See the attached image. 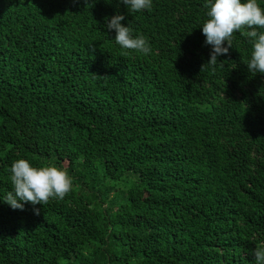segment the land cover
I'll use <instances>...</instances> for the list:
<instances>
[{
	"label": "trees",
	"instance_id": "trees-1",
	"mask_svg": "<svg viewBox=\"0 0 264 264\" xmlns=\"http://www.w3.org/2000/svg\"><path fill=\"white\" fill-rule=\"evenodd\" d=\"M205 3L0 0V264H255L264 74L239 31L201 71ZM117 12L150 53L115 42ZM20 158L67 168L71 191L13 209Z\"/></svg>",
	"mask_w": 264,
	"mask_h": 264
},
{
	"label": "clouds",
	"instance_id": "clouds-1",
	"mask_svg": "<svg viewBox=\"0 0 264 264\" xmlns=\"http://www.w3.org/2000/svg\"><path fill=\"white\" fill-rule=\"evenodd\" d=\"M129 12L151 9L152 0H122ZM207 19L202 25L206 37L205 43L212 46L210 59L201 66H207L213 72L224 67L218 57L228 54L232 47L235 32L248 38L252 46L250 59L243 61L252 76L264 74V7L258 0H206ZM125 17L117 12L110 19L106 18L105 27L115 30V42L123 49L135 50L144 54L151 51L148 41L143 35H133L129 26L121 23ZM225 42L227 46H225ZM10 182L12 190L4 197L13 209H23L22 202L33 205L47 204L50 199H63L72 188L73 180L67 168L49 163L40 167L30 164L29 160L20 158L11 164ZM39 214V209H34ZM255 264H264V247L253 250Z\"/></svg>",
	"mask_w": 264,
	"mask_h": 264
}]
</instances>
